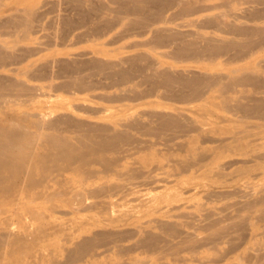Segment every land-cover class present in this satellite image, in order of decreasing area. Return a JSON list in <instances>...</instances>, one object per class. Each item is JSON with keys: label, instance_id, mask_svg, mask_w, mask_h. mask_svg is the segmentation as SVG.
<instances>
[{"label": "bare ground", "instance_id": "obj_1", "mask_svg": "<svg viewBox=\"0 0 264 264\" xmlns=\"http://www.w3.org/2000/svg\"><path fill=\"white\" fill-rule=\"evenodd\" d=\"M18 1L22 7L0 0V264L25 262L38 241L55 231L48 213L57 210L45 204L50 198L60 197V206L75 204L72 212L93 210L99 204L109 210L120 205L118 200L111 201L112 197L121 195L123 199L140 192L133 187L136 179L150 181L153 172L166 167L170 168L166 177L150 181L152 184L168 182L169 176H175L178 183L187 182L202 169L197 177L217 183L225 178V169L234 165H238V174L264 168V152H260L264 143H255L264 139V62L248 60L264 49V25L236 21L239 17L263 20L264 0H221L228 10L216 13L209 11L219 5L209 6L204 0H90L89 7L84 0H73L76 15L61 17L62 25L71 27L62 31V37L84 22H92V28L80 33L79 39L106 35L118 25L124 28L122 37L137 29L149 38L132 46L171 45L169 53L161 56L191 62L183 69L163 66L150 51L87 60L34 58L41 49L27 44L34 32L43 30L33 26L41 15L27 0ZM232 3L250 6L239 14L232 11ZM177 19L185 21L158 26ZM226 55L224 70L193 69L198 64L211 68ZM242 60L247 62L228 66ZM52 95L55 100L42 106L44 110L33 104L41 96ZM158 95L173 102L167 105L151 100ZM192 102L198 104H176ZM211 116L258 118L262 122L207 128ZM249 127L253 129L247 131ZM169 133L186 136L178 144L185 156H174L177 150L173 157H166L167 152L155 147L152 137L164 139ZM208 166L218 170L213 173ZM234 191L241 192L242 201L214 208L201 202L190 207L181 202L178 193L165 201L167 204L158 195L138 196L133 200L142 202L143 215L135 210L111 216L110 228L97 217L87 221L89 226L73 233L77 240L67 249L68 260L52 256L50 264H101L94 259L82 262L95 257L94 247L102 244L115 249L107 264H147L149 259L151 264L189 260L211 264L216 260L207 252L221 257L236 249L240 244L237 234L246 228L252 232L253 243L264 227V187ZM68 192L71 197L64 198ZM90 198L103 201L87 205ZM83 205L87 207L81 208ZM26 214L35 226L33 239L26 236L28 224L21 233L3 231L12 225L11 218L21 219ZM96 225L103 227L93 231ZM253 246L255 251L241 255L240 260L264 264L259 255L264 241ZM184 252L188 256H183ZM126 255L127 261L123 259Z\"/></svg>", "mask_w": 264, "mask_h": 264}, {"label": "rangeland", "instance_id": "obj_2", "mask_svg": "<svg viewBox=\"0 0 264 264\" xmlns=\"http://www.w3.org/2000/svg\"><path fill=\"white\" fill-rule=\"evenodd\" d=\"M68 1V2H67ZM85 6H90L91 1L90 0H84ZM97 2L103 1V0H94ZM110 0H106V3H109ZM220 2V3H219ZM6 3L10 5H17L19 1L18 0H6ZM27 3L32 4V8L35 10V12H38L41 15V18L37 19L33 22L34 27H43V30L37 33L32 34V41H30L27 45H34L39 46L41 51L34 55V58H48L52 59L54 57L61 59H71V60H87L90 58H105V57H111V56H128L133 53H138L142 51H150L151 54L156 57L158 61H162L163 66L168 65H174L177 69H183L188 68L191 66V62L189 63H181L178 62L175 59H172L170 57H162L161 54L163 53H169L171 50V45L162 46V45H153V47L150 48L152 45L147 46H132L135 42H145L149 37L146 35H140L137 33V29H133L131 33L128 32L127 35L124 37L120 36L121 31L124 29L122 26H116L106 35H85L82 39L78 38V35L80 33L89 32L92 28V22H84L81 25L74 27L72 30V33L68 36L62 37L61 33L62 31H69L71 27H66L65 25H62L63 23L61 21L62 16L67 15H76V11L73 10V5L75 3L73 0H27ZM204 3L209 6H217L219 5V8L212 9L211 13L221 12L224 10H228V7H223L221 4V0H204ZM93 4V3H92ZM69 7H68V6ZM95 5V4H93ZM110 6L114 7L115 4H109ZM250 6V4H240V3H232V11L243 14V11L245 7ZM18 7H22V4H19ZM252 7V6H251ZM175 8H172L168 10V14H171L172 11H175ZM109 15V12H108ZM233 16L230 17L231 20H234ZM184 19H177L174 20L172 23H160L158 26H177L180 23H183ZM238 23H245L246 25H264V19L260 21H252V20H246L245 18L239 17L236 19ZM186 28V27H185ZM84 30V31H83ZM208 30H212L208 29ZM56 32V33H55ZM71 32V31H70ZM51 34V36L49 35ZM57 34H60V36H57ZM47 35V36H45ZM122 37V38H121ZM78 38V39H77ZM138 40V41H137ZM102 49L103 51L98 52L97 49ZM88 51V54L85 53ZM108 55V56H106ZM227 58V55L218 60V63L216 65L212 66L211 68H202L200 64H198V67L195 65L193 66L194 70H202L205 71L206 69H209L211 71H217V70H224L226 64L224 63V59ZM255 63H263L264 62V49L261 50L258 53H255L251 59ZM223 61V62H222ZM247 61L242 60L239 62L229 64L228 66H234L239 67L243 64H245ZM189 66H188V65ZM264 64V63H263ZM193 65V64H192ZM53 93V92H52ZM264 94V93H263ZM53 100H55V96H41L39 99H37L33 104L40 106L39 108L44 110L43 107H46L49 103H51ZM151 100H154L158 103H166L167 105L169 103H172L173 101L163 98L162 95L155 96L151 98ZM70 101V100H69ZM68 101V102H69ZM81 101H75V103H79ZM180 106L185 107H194L198 103L192 102V103H176ZM142 108V107H141ZM144 108V107H143ZM159 110L163 109L162 106L157 107ZM72 110H76L73 109ZM169 110V109H167ZM60 112H65L66 110L60 109ZM70 111V110H68ZM218 111V110H217ZM67 112V111H66ZM130 112H133L132 110ZM220 112V111H218ZM78 114H82L80 112H76ZM221 116H223L224 113L220 112ZM190 114V113H189ZM225 115V114H224ZM86 116V115H85ZM236 119L232 120H225L223 117H216L211 116L208 118L209 123L207 124V128L210 127H216V129H225L229 128L234 125H238L237 123H240V121H245L249 124H257L259 122H262V120L258 118H242V117H235ZM253 121V122H252ZM253 129V128H252ZM251 127L247 129V131L252 130ZM193 133V132H192ZM191 133V134H192ZM194 134V133H193ZM172 136V137H171ZM219 137L218 135H215ZM223 138L228 136L227 134L221 135ZM38 137V136H37ZM153 141L156 143L155 147H157L164 153L166 157H173V152H176L178 150V144L184 142L186 140V136H180V135H173L172 133H169V136H167L164 139H157L155 137H152ZM170 138V139H169ZM41 139V138H39ZM167 139V140H166ZM159 142V143H158ZM256 144L264 143V139H258L255 141ZM209 144H216L209 142ZM173 148V149H172ZM170 152V153H168ZM182 151H177L176 155L174 156H180V155H186V153H180ZM260 152H264V149H261ZM239 157V156H238ZM226 159H224L225 161ZM207 169H211V171L214 173L216 172L217 166H208ZM238 168V165H234L233 167H229L225 169L226 176L222 180H219V182L216 183V181H211L209 179H206L204 177H197L199 174L203 173V169L197 171V176L189 179V181H184L182 183H178L175 180V176H169L168 182H159V183H153L150 181H154L155 179L164 178L166 177V171L170 168L166 167L165 169H160L155 172H153L150 176V181L144 178L136 179L134 182H138L133 185L135 189L140 190V192L133 193L127 197L122 198L121 195H116L115 197H112L113 202L120 203L119 206H116L115 209L111 208L108 210H103L102 206L99 204L98 208H95L93 210H81V211H75L72 212V208H76L75 204L72 206H60L61 202L59 201L60 197H53L50 198L49 201H47L45 204L48 206H54L57 210L56 212H49V220L51 221V226L55 227V231L51 233L48 237L41 238L38 243L32 248V251L30 253V256H26L25 262H20L19 264H50L52 256L55 259H59L62 261H67V249L71 246L72 242L76 241L77 238H74V234L78 229L86 228L90 225L88 224L89 221H91L93 218H100L103 219L106 224L108 223V219L111 218V216L116 217L119 214L122 213H133L135 210H137L139 216L143 215L145 213V210L143 209V206L140 204V200H133L135 198L141 197V198H149L155 195L161 196V199H163V204H167V201L173 194H180L182 197V201L184 203H187L188 206L192 207L194 203L201 202L204 203L208 208L211 207H220L224 206L228 203L242 201L243 198L240 196L241 192L234 193L235 189L240 188L246 191L255 189L260 190L264 187V168L263 169H257V170H251L244 174H238V171L236 172ZM205 169V168H204ZM192 170L189 171V174L193 176ZM146 181L145 183H143ZM141 182V183H140ZM72 192V191H70ZM71 197V194L68 192L64 198ZM103 198H90L87 201V205L90 203H94L96 200H102ZM142 203V202H141ZM104 205H107L104 204ZM136 206V207H133ZM87 207L86 205H83L81 208ZM59 210V211H58ZM189 218V217H188ZM12 220V225L5 228L3 231H14L15 233H21L24 232V225L28 224V228L26 232V236L29 239H33L35 233H31L33 231V227H35L32 224V221L28 217V215H24L21 219H18L14 217ZM9 220V221H11ZM88 221V222H87ZM87 222V223H85ZM110 223V222H109ZM111 225L107 224V228H110ZM99 226L96 225L93 226V231H96L100 229ZM11 229V230H10ZM106 229V228H104ZM264 231V227H261V229L258 231V236L254 238L253 243H256L258 241L263 240L264 241V234L262 232ZM73 234V235H72ZM237 234V233H236ZM235 234V235H236ZM240 235V244L237 246L236 249L228 252H224L223 255L216 256L214 255V251H211V253H206L208 257L215 258V262H212L211 264H249L246 262H243L240 260L241 255H246L249 253L254 252V246L253 243L250 242V237H252V232L249 228L244 229L243 231L239 232L237 236ZM71 237V238H70ZM80 239V238H79ZM227 244H222L221 247H226ZM114 248L108 245H97L94 247L93 253H95V257L88 256L84 259L82 263H84L87 260L94 259L97 262L101 264H107L110 261H112V257L114 254ZM64 251L60 256L58 255L59 252ZM183 256H188L187 253H182ZM200 255H203L200 254ZM259 255L262 256L264 259V248L259 250ZM129 256H123V259L127 261ZM153 261L150 259L147 260V264H151ZM164 263H167L166 261H163ZM86 263V262H85ZM84 263V264H85ZM70 264H75V262H72ZM78 264H81V262H78ZM179 264H198L196 261L189 260L187 262H181Z\"/></svg>", "mask_w": 264, "mask_h": 264}]
</instances>
